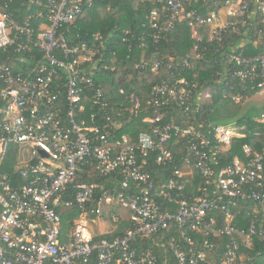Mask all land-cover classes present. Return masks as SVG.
<instances>
[{
    "label": "built area",
    "instance_id": "obj_1",
    "mask_svg": "<svg viewBox=\"0 0 264 264\" xmlns=\"http://www.w3.org/2000/svg\"><path fill=\"white\" fill-rule=\"evenodd\" d=\"M98 1L104 0H0V165L13 158V170L23 178L0 175V264H244L240 239L246 246L256 237L264 240V214L258 213L264 209V141L259 150L244 143L241 155L220 164L235 138L245 137V124L233 132L215 126L210 117L187 126L165 120L170 101L188 111L192 104L187 100L200 88V111L211 96L186 76L157 83L145 104L131 92L105 116L111 103L103 87L85 103L86 89L117 67V50L112 56L107 52L101 32L93 33L92 41L68 33ZM153 2L161 6L147 16L148 32L139 38L144 48L149 47L147 35L157 43L182 20L193 29L195 60L206 52L200 30L222 40L227 33L257 29L253 46L243 39L224 49L223 70L216 74L230 90H242L237 100L243 92L264 93V0H223L220 9L208 14L188 8L186 0ZM17 3L21 7L12 9ZM125 32L121 42L129 43L132 31ZM252 49L258 52L248 54ZM164 60L142 57L136 68H177ZM123 83L118 81L119 93L126 95ZM122 112L129 113L126 120L113 119ZM141 114L150 131L136 137L122 132L132 125V116ZM255 120L264 124V112ZM171 144H182L181 165L173 168L172 177L155 180L150 160L173 165ZM90 168L100 177L122 176L120 188L105 189L91 210L88 204L99 184L77 180ZM239 201L256 204L247 228L234 223ZM112 205L128 211L129 226L113 238L92 235L87 215L100 217ZM73 208L81 214L65 228L62 211ZM173 226L180 237L171 239L172 259H159L155 251L135 245ZM204 235L231 240L212 260L210 252L218 244Z\"/></svg>",
    "mask_w": 264,
    "mask_h": 264
},
{
    "label": "trees",
    "instance_id": "obj_2",
    "mask_svg": "<svg viewBox=\"0 0 264 264\" xmlns=\"http://www.w3.org/2000/svg\"><path fill=\"white\" fill-rule=\"evenodd\" d=\"M187 6L190 9L196 10L203 14H208L213 9H220L223 4V0H186ZM161 4L154 3L153 0H104L98 1L93 4L92 7L87 9L82 17L73 25H71V32L73 34H79L81 39L93 40V33L101 32L106 44L107 52L112 56L113 50L116 49L115 57H117V67L114 70H108L102 73V81L97 79L95 85L89 89H86L85 103L88 104L92 101L94 93L97 87H103L105 94L109 98L110 106L104 110V116L111 112L116 104L122 101H126L127 95L131 92L139 95L143 104L146 103L147 98L150 95L151 89L162 80H168L174 76H186L189 81L197 82L202 90H210L211 96L203 100V107L200 111L196 109V102L200 99L199 94L201 89H194L192 95L187 100V104H192L188 111H185L183 105H179L177 101H170L168 108L164 109L165 120L173 118L177 123H181L182 126H187L191 122L200 123L201 118H212L214 120H222L230 118L236 115L241 110V100H237V92L240 90L237 87L235 90H230L224 83L219 82V75L217 71L223 70L224 59L222 56L223 51L229 49V47L236 44H240L243 39L250 42L253 46V41L258 39V30L252 29L245 33V30L239 32L227 33L222 40L210 39L208 29L200 30V35L203 38V45L206 46V52H204L203 58L195 60L194 42L191 38L193 29L188 25L186 20L179 21L176 27L162 35L161 39L157 43H153L149 35L146 39L149 43L148 48L141 46L140 37L148 32V27L145 25L147 16L154 8L160 7ZM21 7L19 3L14 4V8ZM99 7L100 9H95ZM131 29L129 43L121 42V37L126 35L125 30ZM67 33V34H68ZM114 34V36H111ZM129 35V34H128ZM100 43V42H99ZM131 44V45H130ZM225 49V50H224ZM240 49V48H239ZM238 49V50H239ZM145 51V52H144ZM257 49H252L248 54L257 53ZM142 57L146 59H162L170 62L175 67L162 66L158 70H154L148 67L136 68V64ZM189 57V58H188ZM188 58L190 63L184 67V60ZM119 79H123V86L125 88L126 95L119 93ZM63 81L62 83H64ZM242 99L250 93H242ZM149 112L153 113L154 110L149 108ZM113 119L126 120L129 116L128 112H122L121 115H116ZM141 115L132 116L130 123L126 127L122 128V132L125 131L136 137L142 130L150 131V126L144 123L141 119ZM256 117L251 115H244L240 120V124H245L243 132L245 137H236L230 149L223 152L220 160V164L231 161L235 155H241V145L244 143H251L254 149H261V145L264 141V124L255 120ZM112 119V120H113ZM176 139V136L173 140ZM171 141V143L173 142ZM182 144L173 145L171 149L175 154V162L171 166L162 165L156 162L155 158H151L148 170L152 173L155 180H161V178H170L173 176V168L181 165V155L183 154ZM14 159L9 158L0 165V175L8 174L15 181H23L21 176H17V173L13 170ZM87 169V166L84 167ZM91 172L78 175V181L96 182L99 186L96 188L93 200L88 204V209L96 207L99 197L106 189L108 191H114V187L120 188L122 182V176L119 173L111 174L110 176L100 177L99 174L93 170ZM193 189L191 184H187V190ZM256 204L252 202H240L237 207L233 208L236 213L234 223L241 228H247L250 220L255 217L253 209ZM262 216L264 209L258 208V213ZM81 209L73 208L62 211L63 226L68 228L73 224L72 219L79 217ZM224 214L220 213V219L224 223ZM259 216V215H258ZM119 223L117 228L113 232H108L102 236L115 237L122 235L126 228L129 226V222L126 219L118 218ZM180 237V234L176 227H172L170 231H162L154 234L150 238L139 239L135 245L139 249H151L155 251L159 259L167 257L172 259L171 239L172 237ZM209 237L218 244V247L211 253L212 260L218 258V254L222 253L227 244L230 242V237ZM241 241V255L244 257V264H264V240H259L257 237L254 239L251 246L245 245V238L242 237ZM211 251V250H210ZM209 253V254H210Z\"/></svg>",
    "mask_w": 264,
    "mask_h": 264
},
{
    "label": "rangeland",
    "instance_id": "obj_3",
    "mask_svg": "<svg viewBox=\"0 0 264 264\" xmlns=\"http://www.w3.org/2000/svg\"><path fill=\"white\" fill-rule=\"evenodd\" d=\"M100 9L99 7L95 8ZM121 80V79H119ZM241 100V110L234 116L230 118H225L222 120H214L215 126L221 125L229 127L233 132H236L241 126L240 120L244 115H251L253 117H259L262 112H264V93H251L250 95L240 98ZM124 218L127 220L129 217L128 211L123 209L119 205H112L108 208V212L104 215L97 217L89 213L87 218L89 219V230L93 234H100L104 230L105 233L113 232L119 223L118 218ZM94 219V220H93Z\"/></svg>",
    "mask_w": 264,
    "mask_h": 264
},
{
    "label": "crops",
    "instance_id": "obj_4",
    "mask_svg": "<svg viewBox=\"0 0 264 264\" xmlns=\"http://www.w3.org/2000/svg\"><path fill=\"white\" fill-rule=\"evenodd\" d=\"M203 36V35H202ZM105 230L103 231V232H101L100 234H105ZM92 235H99V234H93V233H91Z\"/></svg>",
    "mask_w": 264,
    "mask_h": 264
}]
</instances>
